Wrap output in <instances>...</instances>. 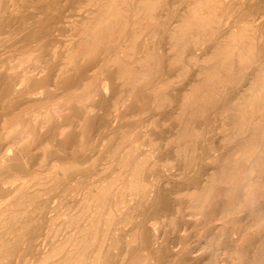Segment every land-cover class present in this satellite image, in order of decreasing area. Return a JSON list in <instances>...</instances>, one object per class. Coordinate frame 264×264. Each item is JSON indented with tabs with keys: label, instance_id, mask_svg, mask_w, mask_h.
I'll use <instances>...</instances> for the list:
<instances>
[{
	"label": "bare ground",
	"instance_id": "1",
	"mask_svg": "<svg viewBox=\"0 0 264 264\" xmlns=\"http://www.w3.org/2000/svg\"><path fill=\"white\" fill-rule=\"evenodd\" d=\"M256 1L179 0L174 3L180 6L179 13L168 29L163 28L168 45L163 61L176 71L170 82L184 80L190 65L198 68L172 116L177 131L169 151L183 163L181 167L190 170L196 164L198 141L207 137L203 125L215 121V116L224 119L218 128L219 153L208 157L211 172L199 175L183 194L168 191L171 180L163 183L164 190L160 176L146 174L172 167L169 159L157 157L161 151L157 143L139 141L147 133L121 132L118 144L107 149L104 145L100 157L86 166L54 164L44 173L37 170L39 174H20L10 166L20 161V152L37 144V127L55 123L56 139L73 137L81 145L86 117L96 107L92 101L108 88L104 75L109 72L125 92L111 104L115 118L118 104L140 91H148L157 108L169 104L170 82H156L163 61L154 45L176 5L168 8L167 0H83L79 14L62 17V26L71 35L60 47L53 42L48 49L43 39L32 40V15L27 21L23 18L25 33L0 54V96L8 102L1 114L0 141L10 140L25 149L0 159V264H30L15 261L22 245L35 249L34 235L24 241L26 232L33 234L42 227L47 229L46 247L33 264H159L156 235L140 216L164 191L178 206L169 216L166 210L168 217L160 223L173 231L179 219L199 227L197 244L186 259L189 264H264V7L258 18L248 10ZM4 22L0 17V27L19 26V21ZM95 62L85 82L66 89L58 86L63 75H77L80 64ZM74 107L82 110L79 123L58 124ZM39 146L43 155L48 154V143ZM100 161L106 164L99 174L95 171ZM78 171L91 174H75Z\"/></svg>",
	"mask_w": 264,
	"mask_h": 264
},
{
	"label": "rangeland",
	"instance_id": "2",
	"mask_svg": "<svg viewBox=\"0 0 264 264\" xmlns=\"http://www.w3.org/2000/svg\"><path fill=\"white\" fill-rule=\"evenodd\" d=\"M4 1L5 0H3L0 15L3 12H5V13H3L2 14L3 16H0V17H2L3 19H6V22H4V23H7V24H12L13 21L14 22L19 21L18 22L19 26L16 25V26L12 27L11 29L7 28V27L5 28V26L0 27V46L2 47V48H0V54H2V55H4L5 52H7L8 50L11 49L8 47H10L18 39V37H21V35H23L25 33L26 30L24 32H22V30L24 29V25L22 24L23 18L27 21L28 20L27 17H30L31 15H32V19H33V22H32V40L36 41V38H38V40L43 39L45 48H47V49L51 48V46L53 45L52 44L53 42L55 45L57 44L56 46L60 47V45H62V42H64L65 40L68 39L67 36H69V33L71 35L70 30L67 27L64 28L62 26V23L65 20V19H63L64 16H66V15L67 16H75V15L79 14V12H77L76 10H77V7L80 6V4L83 2V0H39V1L38 0H17V1L16 0H10V1L6 0L5 1L7 3L6 4ZM18 1H19V3H18ZM178 1L179 0H167V2H168L167 7L170 8L174 5H176L177 3L176 4H174V3L178 2ZM10 2H11V4H10ZM171 3L173 5L169 6V4H171ZM14 5H16V6H14ZM3 6H6L7 9H6V7L3 8ZM9 7H10V9H9ZM174 7H172V9H174V14H169V16L166 15L167 16L166 20L164 17L163 20H165L166 24L163 25L162 30L159 31V33H160L159 39L157 40L156 44L154 45L156 48V51L158 53V57H159L160 61H161V59L163 61V59L166 58V52H167V48H168L166 36L164 35L165 32L163 34V28L168 29L169 24L175 20L176 15L179 13L178 10H179L180 6L176 5ZM262 7H264V0H257L256 2H254V4L251 7L248 8V10H249V12L254 14L253 18H256V17L258 18V16L260 15V12H261L260 10L262 9ZM73 8H74V10H73ZM3 9H5V10L2 11ZM172 9L170 10L171 12H173ZM175 12H176V14H175ZM160 14L161 15L166 14V11H165V13L163 11H161ZM12 15H13V17H12ZM14 15H15V17H14ZM21 17H22V20H21ZM34 19H35V21H37V23L34 21ZM73 19H78V18L73 17ZM9 20H10V22H9ZM59 29L62 32H58ZM36 30H37V32H36ZM19 32H22V33H19ZM51 33H53V34H51ZM61 34H63V36ZM13 40H14V42H12ZM49 40H50V42H47ZM55 41H58L59 43L55 42ZM7 43H8V45H7ZM189 52H190L189 54H191V52L193 53V51H189ZM84 64L85 63L80 64L79 69H78V73H76L77 75H75L74 73H69V74L63 75V77L61 78L62 81L60 80V82L58 83V86L60 88L66 89L69 86L74 85V83L78 82L77 85H80L81 83L85 82L86 78L91 73V70L95 67L97 62L92 63V64H85V65ZM197 69L198 68L195 67L194 65H190L189 71H188L186 78L184 80L178 81V82L175 81V83H171L170 81L174 80L173 77L176 75V71H175V69L172 70V68H169L167 66L166 62L163 61L161 64V68L158 72L156 82H159L162 84L170 82L169 87L167 89V95H169L168 97L171 100V102L164 107L157 108L151 103L152 102L151 101L152 97H150L151 94L148 91H143V92L140 91L137 93L138 95L136 93H135L136 95L134 94L137 98L134 97L133 99H131L130 101L126 102L123 105H121V103L118 104L117 110L119 112L117 111L118 114H116V118H115L114 114L110 115V112H112V110H113L112 105L116 99H117V101H120L124 97L125 92L121 91V88L118 86V82L114 79L113 74L109 72L106 75H104V78L107 79L108 88L106 90H104V92H100V95H99V97H96L95 102L92 101L96 107H95L94 112L90 113L86 117V120H85L86 124H85V130H84L85 140L81 143V145L79 144V141H77L78 139L73 138V137L72 138L69 137L71 140L68 137L64 138V139L61 138L59 140L56 139L53 135L54 129L56 126V124L54 123L52 125H49V127H46V128L37 127V129H36L37 130V144L29 147L27 150L23 149L24 145H21V144L14 145L13 142H9L10 140L0 141V159L8 158V157L12 158V156L14 157L16 154H18V152H17L18 149L22 148L23 149L22 151L25 150L24 152H20V154H19L20 161L19 162L10 164V166L14 167L15 172H18L20 174H27V173L28 174H39L40 172L44 173L45 169H47L48 167H50L51 165H54V164H60V165L61 164H73V165H79V166H86L88 164V162L90 163L93 159L100 157L98 152L101 151L102 149L105 150L104 145L106 146V149H107V148L113 147L116 144H118L119 143V135L121 132H123V131L136 132V133H139L140 135H144L145 133H147L148 136L141 138L139 141L144 143V144H148L150 142L157 143L158 146L161 148V151L157 155V157L169 159L172 167L171 168L158 167V171H157V169H155V172L154 171H148L146 174H155L157 176H160L159 177V181H160L159 185L160 186L162 185L163 187L161 186V188H163V189L166 187L163 183L167 180H171V185H169V186L167 185V188H169L168 191L173 189V191H176V192L178 191L179 193L183 194L188 190V188L193 184V182L197 179V177L199 175L208 174L211 172L210 169L212 168L213 164L209 161L208 157L210 156V153H212L214 155H217L219 153L220 147L216 146V145H219L216 143L221 142L220 138H218V136L220 134V130L218 128L221 125L223 118L215 116V118H217V119H215V121L206 122L203 125L205 127V131L207 132V135H206L207 137H206V139H202V140L198 141V144H199L198 145L199 151H198V155H197L198 159H197L196 164L190 170H185L183 168L184 167L183 163L177 161L176 158L173 157L174 155H172L171 152L169 151L172 148V146L169 145L168 143L170 142L171 137L177 131V128H176L177 122L174 121V119L172 117L174 115L173 113H175V111L177 109V104H176L178 102L177 99L179 100V97H180L182 90L188 88L187 87L188 83L190 84L191 81L192 82L194 81V79L196 78ZM121 92H124V93H121ZM145 93H146V95H145ZM29 98L32 101V96H30ZM25 101H23V102H25ZM7 104H8L7 98H5L4 96H0V107H1L0 108V119L2 117L1 114L5 113L8 109ZM27 105H30V106H27ZM149 105H150V107H149ZM4 106H6L7 108ZM15 106L17 107V104ZM31 106H32V102H31V104L28 103V104H25V106H23V107L21 106V107L23 109L25 107H31ZM107 111H109V112H107ZM81 112H82L81 109H78V108L76 109V107H74L70 112H67V113L62 115L61 119L58 121L59 122L58 124H62V125H64V124L68 125L69 124V125H71V124H74V122H75V125H77L79 123L77 121L82 118ZM220 118H221V120H220ZM118 120H120V121H118ZM223 121H224V119H223ZM175 122H176V124H174ZM0 127H1V125H0ZM128 128H130V129H128ZM73 130H74V132H79V128H75ZM45 137H47V138H45ZM148 140H150V141H148ZM39 143H41V144L48 143L50 152L48 151V154L43 155V153L40 149L41 146H39ZM209 147H212L214 150L209 152L207 150ZM164 151L166 154L164 153ZM201 158H203V159H201ZM43 159L45 160L44 163L46 166H45V168L41 169L40 165L43 163V161H44ZM105 164H106L105 161L98 162L97 167H96L98 171L96 170L95 172L100 174L102 172V169L105 166ZM181 166H183V167H181ZM24 167H25V169H23ZM37 170L39 171V173L37 172ZM206 170H207V172H206ZM1 173L2 172H0V174ZM75 174H91V172L78 171ZM184 183H186V184H184ZM174 185H175V187H174ZM56 193H53L51 196H56ZM166 196H169V197H166ZM155 197H156L155 202L153 204L147 205L148 207L142 213V215L143 214L144 215L140 216V218L144 219L145 222L147 221L146 222L147 227H149L153 231V234L156 235V241L157 242L155 244V247L158 249V251L155 252V255L157 256L158 253L160 254L159 256L156 257L157 262L159 264L164 263V262H170L173 264H184L187 262L186 261L187 257H190V254H189L190 249H193L197 244V241L199 239V232H198L199 227L193 226L194 223L190 222L186 219H179L178 220V227L174 231L171 229V227H166L165 225H162L160 223V220L163 219V217H168L169 214H174L173 212L176 211L175 208L178 206V202H175V203L172 202L171 198L173 196L169 195L167 193V191L161 192L160 195H155ZM161 197H163V198H161ZM56 200H57V198L54 201H56ZM165 201H167V202L170 201V204L165 202ZM50 205L52 206V204H50ZM169 209L170 210L172 209V211L169 212ZM166 210H167V212H166ZM138 212H140V210ZM164 212H166V214H168V216L165 215ZM140 218L138 217L137 221H140L141 220ZM153 222H156L158 225H156V226L153 225ZM188 222H190V223H188ZM187 223L189 224L188 226H187ZM163 229H164V231H163ZM40 230L34 232L33 234H31L32 233L31 230L26 232L27 236L24 238V241L26 239L31 238L32 237L31 235H34L33 238H34L35 249L32 252V250L30 251V250H27L25 248V246H26L25 244L22 245L21 246L22 251L19 253L18 261L16 259L15 262L19 263L20 261L21 262L27 261L30 264H33L36 260L37 255H39L41 252L44 251V248L46 247L45 246V242H46L45 240L47 239L46 238L47 229H44L42 227ZM43 231H45V232H43ZM156 231H158V232H156ZM44 236L46 239H44ZM154 238L155 237H153V239ZM165 239H167V240H165ZM171 241L174 243H172ZM149 242H150V240H149ZM157 244H158L159 248L157 247ZM171 245H173V246H171ZM141 246H143V244H141ZM162 253H163V255H162ZM174 254L177 256L173 257ZM162 256H163V258H162ZM161 259H162V261H161ZM186 264H189V263L187 262Z\"/></svg>",
	"mask_w": 264,
	"mask_h": 264
}]
</instances>
